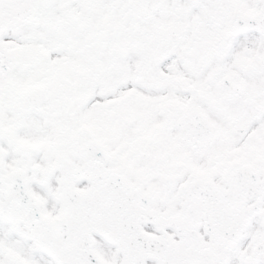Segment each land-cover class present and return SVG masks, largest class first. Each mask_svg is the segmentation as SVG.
<instances>
[{"label":"snow or ice","instance_id":"obj_1","mask_svg":"<svg viewBox=\"0 0 264 264\" xmlns=\"http://www.w3.org/2000/svg\"><path fill=\"white\" fill-rule=\"evenodd\" d=\"M0 264H264V0H0Z\"/></svg>","mask_w":264,"mask_h":264}]
</instances>
